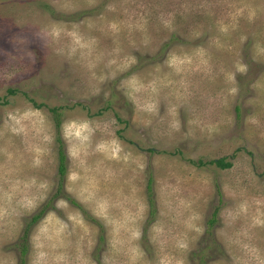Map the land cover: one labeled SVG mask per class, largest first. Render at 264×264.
<instances>
[{"label":"rangeland","instance_id":"rangeland-1","mask_svg":"<svg viewBox=\"0 0 264 264\" xmlns=\"http://www.w3.org/2000/svg\"><path fill=\"white\" fill-rule=\"evenodd\" d=\"M0 264H264V0H0Z\"/></svg>","mask_w":264,"mask_h":264},{"label":"trees","instance_id":"trees-1","mask_svg":"<svg viewBox=\"0 0 264 264\" xmlns=\"http://www.w3.org/2000/svg\"><path fill=\"white\" fill-rule=\"evenodd\" d=\"M50 111L53 113V116H54L53 119L55 120V124L58 126V125L60 124V121H59V120H60V119H59V115H60V113L58 112V108H57V107H54V108L51 107V108H50ZM212 163H215V164H217L218 166L223 167V168H226V167L231 166V162H230V161H227V160L225 159V157H222V158H218V159L212 160ZM65 172H66L65 155H64L62 152H60V154H59V173H60L61 175H64ZM44 208H45V207H42V208L38 211L37 214H35L34 216H32L30 222L35 221L36 218H38V216L41 215V213H43ZM22 252H25V250H23Z\"/></svg>","mask_w":264,"mask_h":264}]
</instances>
